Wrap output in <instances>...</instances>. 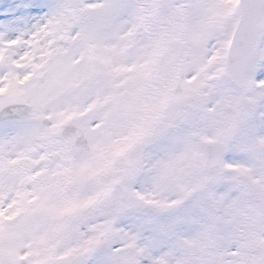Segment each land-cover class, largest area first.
Listing matches in <instances>:
<instances>
[{
    "label": "snow or ice",
    "instance_id": "6c2138e0",
    "mask_svg": "<svg viewBox=\"0 0 264 264\" xmlns=\"http://www.w3.org/2000/svg\"><path fill=\"white\" fill-rule=\"evenodd\" d=\"M0 264H264V0H0Z\"/></svg>",
    "mask_w": 264,
    "mask_h": 264
}]
</instances>
